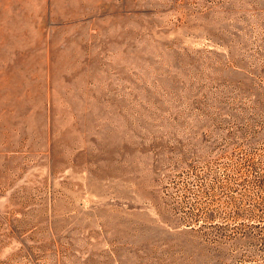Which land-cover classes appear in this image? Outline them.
<instances>
[{"label": "rangeland", "instance_id": "obj_1", "mask_svg": "<svg viewBox=\"0 0 264 264\" xmlns=\"http://www.w3.org/2000/svg\"><path fill=\"white\" fill-rule=\"evenodd\" d=\"M0 264H264V0H0Z\"/></svg>", "mask_w": 264, "mask_h": 264}]
</instances>
